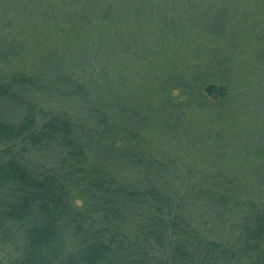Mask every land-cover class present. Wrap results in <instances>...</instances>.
<instances>
[{
  "label": "trees",
  "instance_id": "1",
  "mask_svg": "<svg viewBox=\"0 0 264 264\" xmlns=\"http://www.w3.org/2000/svg\"><path fill=\"white\" fill-rule=\"evenodd\" d=\"M232 3L239 5L240 0H226L222 9L211 0L201 1L203 9L193 14L187 5L179 8L171 0H0L3 24L22 30L38 19L40 24H34H43L41 28L48 35L49 44L47 48L43 47L40 36L32 32L30 37L2 36L1 60L32 53L36 63L33 65L35 71L31 70L30 74H24L19 66L0 73V101L7 100L19 110L16 120L0 119V234H12L13 228L18 231L16 236L24 241L19 256L3 264H264V126L262 129L256 125L247 127L253 126L247 121L242 126L245 133L239 136L233 114L223 112L215 118V124L222 125L216 126L218 133H222V157H227L228 148L235 151L238 144L250 148H246L245 160L227 159L234 161L235 167L253 168L254 176L261 179L259 185L257 183L260 191L256 188V193L247 192L242 196L239 193L247 189V184L236 185L227 180L212 185L202 181L177 186L165 179L169 169L156 160L151 161V154L146 156L142 150L131 147L122 151L124 138L119 139L120 143L114 141L113 146L118 147L117 155L131 165L136 174L132 178L121 177L97 157L100 139L109 137L111 139L107 141L111 142L119 137L116 133H120L112 115L113 94H109L107 88L110 78L100 75L98 79L88 76L86 80L74 81L69 76L76 75L72 65L68 67L69 73L61 71V67L64 69L67 65L60 59L63 55L73 58L80 57L81 53L86 66L95 54L99 57L96 65L104 74L108 73L105 58L115 51L136 54L138 61L143 56L137 53L139 50L152 48L149 54L160 56L156 48L158 35L163 33L172 41L171 25L176 29L179 26L176 21L183 25L182 20L189 18L196 19L197 24L200 22L201 28L197 31L201 33L222 28V49L229 43L235 47L232 36L235 32L224 28L228 20L239 26L241 17L235 16V10L229 6ZM213 14H221L222 22L206 21L214 17ZM262 26L250 25L248 30L255 37L248 50L257 51L250 53V57L256 58L255 64L261 71L257 72L256 68L244 86L247 90L239 95L246 103L245 116L254 113L253 102L261 101L264 107L263 96L260 99L261 95H258L255 101L250 96L251 91L257 90L254 85L264 86ZM141 28L146 30L140 33ZM189 37L180 32L173 33V38L179 40V47H191V43L182 42ZM149 40H154L151 47ZM58 43L64 45L60 48L56 46ZM218 53L212 55L211 66L227 62L228 55L222 57ZM194 56L201 57L202 61L191 63L189 59H183L179 65L175 59L167 65L172 66L171 71L159 67L152 90L156 97L158 91L162 95L161 103L171 102L183 108V105L191 106L197 100H204L198 93L193 95L192 91L182 89L180 92L174 86H167L171 79H178L183 69L209 67L203 56ZM128 64L129 58L124 61V68ZM47 71L55 76V82H65L69 87L80 85L91 91L100 86L102 92L96 96L95 90L90 96L97 102L90 110L93 111L92 118L97 119V127L107 134L98 132L97 136L89 138L93 140L94 148L83 136L87 132L79 133L78 120L70 111L38 110L37 102L22 92L24 88L31 90L37 85L49 84ZM180 75L188 83L184 75ZM240 75L242 79L247 72ZM213 76L218 73L204 74L201 78L204 83L213 82ZM222 79L220 101L213 105L208 103L218 111L225 110L224 103L231 97L234 101L229 83L223 75ZM177 91L178 94H174ZM140 99L146 103L148 112L154 105L151 99L156 98L146 94ZM38 113L42 114L41 118ZM169 120L171 122V118ZM211 126L212 120L209 124L204 123L201 129L207 130L204 139L207 134L211 135L208 129ZM168 127V124L162 127L164 134ZM188 133L187 128L185 134ZM51 149H57L58 154L54 165L30 168L24 164L25 158L32 153ZM252 179L250 183L256 185L257 180ZM209 197L216 200L222 210L228 207L236 213V222L228 230L227 239L215 236L214 229L204 230L187 215L188 201L194 199L196 203H202ZM76 200L83 201V206L76 207Z\"/></svg>",
  "mask_w": 264,
  "mask_h": 264
},
{
  "label": "rangeland",
  "instance_id": "2",
  "mask_svg": "<svg viewBox=\"0 0 264 264\" xmlns=\"http://www.w3.org/2000/svg\"><path fill=\"white\" fill-rule=\"evenodd\" d=\"M171 1L179 8L187 5L193 14H197L203 9L200 2L206 0H192L189 3H185L188 0ZM233 1L238 2V0ZM211 2L216 3V6L222 9L226 0H211ZM170 6H173V4L170 3ZM229 6L232 10H235V16L241 17L239 26L236 23L233 25L234 22L231 23L230 20L224 24V28L228 29L227 31L235 32V35H232L235 39V47L229 43L227 47H223L222 49V28H219L216 32L211 30L201 33L197 31L199 27L201 28L199 25L200 22L197 24L196 19L192 20V18H189L182 20V23L184 22L183 25L176 21L175 24L179 25L176 29L170 24L172 27V41H169L163 33L158 35V45L156 48L157 55L160 56H152L149 54L152 48L145 49L143 52L139 50L137 53L143 56H140V61H138L136 54L132 55L126 52L115 51L113 55L105 58L108 66L107 74L102 73L100 67L96 65L99 57L95 54H92L89 58V64L86 66H84V59L81 53L80 57L74 56L70 58L67 55H63L60 58L64 63H67L64 69L61 67V71L69 73L68 67L71 65L74 67L76 75L72 76L69 74L74 81L86 80L88 76L98 79L100 75L108 76L111 80L112 85L109 80L110 86H107V88L109 89V94H113L112 115L117 122L120 133L117 132L116 135H119V137L111 142L107 141L111 139L109 137L100 139L101 149L97 157L103 160L109 168L114 169L115 174L127 178H132L136 174L133 167L117 155L120 151L118 147L113 146L115 142L120 143L119 139L124 138V146L121 148L122 151L131 147L142 150L146 156L147 154H151V161L156 160L163 168L165 165L169 169L167 172L169 176H165V179H169L177 186H183L187 182L197 183L202 181L207 182L208 185H212L227 180L233 181L236 185L247 184V189H243L239 193L242 196H245L247 192L253 191L256 193V188L259 190L257 183L259 185L261 179L257 180L258 178L254 176L252 173L253 168L243 169L241 166L235 167L233 166L234 161L227 159L228 157H232L234 159L245 160L247 158L245 155L247 152L246 148H248L247 145L246 148H243L238 144L235 151L228 148L227 157H222V153H224L222 150V133L219 134L216 129V126L222 127V125H216L215 118L218 114L222 115L223 112L233 114V117L236 119V131L239 132V136L245 133L242 130V126L247 121L253 125L247 127L254 128L256 125L259 129H262L264 126V107L261 106V101L258 103L253 102L254 104H251V106L254 113L250 116H245L243 111L244 104L246 105V103L239 96L240 93L247 90L244 86L246 85L247 79L248 81L251 80L253 73L256 72V68L257 72L261 71L259 66L255 64L256 58L250 57L251 54L257 51L248 50L249 46L255 41V37L248 30H250V25L255 24L263 25L262 28H264V0H240L239 5L232 3ZM213 16L206 21L213 20L214 22L216 19L222 22L221 14H213ZM34 23L40 24L37 19L33 23L31 22L25 25L22 30H17L11 25H9L11 28L6 26L0 19V46L2 45V36L8 38L20 36L30 37L32 32L34 35L40 36L39 40L42 46L47 48L49 46L47 43L48 35L42 31L41 27L43 24L36 25ZM228 23H231V25ZM147 26L149 27V24ZM109 28L113 29L112 27ZM145 30V28H141L140 33ZM179 32L190 35L189 38L182 42L191 43V47L189 45L179 47V40L173 38V33ZM152 43H154V40H149L150 47ZM60 45L63 46L64 44L58 43L56 46L61 48ZM201 45L202 47L198 49ZM164 52L168 53L166 55H169L171 58L164 59L163 57H166V55H163ZM217 52L222 57H225L224 54L228 55L226 58L227 62L222 63L221 61L211 66V57ZM122 54L125 55L123 56ZM194 55L203 56L209 67L204 66L200 70L195 69L191 71L183 69L180 73L184 75L188 83L181 79L179 73L178 79H171V82L167 83V86H174L180 92L182 89L192 91L193 95L198 93L204 100H197L191 106L183 105V108L180 106L177 107L171 104V102L161 103L159 98L162 95H159L160 93L158 91V96L156 97L152 90L154 89L153 79L159 74V67H167V70L171 71L172 66L169 67L167 65L171 61L174 62L175 59L179 65V62L183 59H189L191 63H200L202 61L201 57H195ZM54 57L56 56L54 55ZM127 57L129 58V64L128 67L124 68V61L128 60ZM242 63H245V65L241 66ZM33 65H36V63L34 57H32V53L22 55V57H18L17 59L15 57L0 59V73H7L11 68L19 66V68L24 70V74H30L31 70L35 71ZM146 65H149V67H146ZM235 69H237L236 72ZM245 72H247V75L241 79L240 74ZM214 73H218V76L212 77L213 82L207 81L204 83L202 81L201 77L204 74L214 75ZM222 75L229 83L231 89L230 96H233L234 101L231 97L230 101L224 103L225 110L222 111L221 108L218 111L216 110L217 108H211L209 104L213 105L220 101V94L222 93L223 87L222 82L224 81ZM54 77L50 71H47L46 78L49 84L37 85L32 87L31 90L24 88L22 92L25 96H29L33 101L35 100L37 102L38 110L70 111L71 116L76 121L78 120L79 133H82V131L87 132L83 136L86 137L88 142L91 141L90 144L94 148L93 140L89 138L97 136L98 132L104 135L107 134L102 128L97 127V119L92 118L93 111L90 110L92 109V104H97L90 96L95 90L96 96L100 94L102 92L100 86L98 85L91 91H88L85 86L79 85L78 87L74 85L69 87V84L65 82H55ZM211 85H213V88H210ZM157 86L161 88L158 84ZM254 86H256L255 89L257 90L251 91V100L255 101L258 95H261L260 99L262 96L264 98V86ZM200 91L202 92L199 93ZM146 94H149L151 98H156L151 99L154 100V105L151 106L152 108H149L150 110L148 112L145 107L146 103L142 101L143 99H140L141 95L145 96ZM6 101H0V119L4 121L16 120L19 115L17 106H13L9 101ZM258 112H260L259 115ZM38 117L41 118L42 114L38 113ZM168 118H171V122L170 120L168 121ZM219 118L222 119V116ZM86 120L89 123L86 124ZM211 120L213 121V126L208 128L211 130V135L207 134V138L204 139L207 130L201 129L204 128V123L209 124ZM166 124L169 127L165 130L164 134L162 127ZM87 127L96 133L89 132ZM187 128L190 130V133L185 134ZM219 129L222 130V128ZM200 131L202 134H200ZM251 149H254V147L252 146ZM224 159H227L228 162L223 161ZM57 160V149H51L49 151L32 153L25 158L24 164L30 168H40L42 166L54 165ZM222 171L224 172V176H222ZM252 177L257 180L256 185H252V182L250 183L253 180ZM255 195L253 197L256 198ZM188 204L187 215L189 219L196 222L204 230L209 231L214 229L215 236L220 235L222 239L229 237L228 230L236 222V213L230 208L227 207L222 210V206L216 200H213L212 197L207 198L202 203H196L193 199V201H188ZM12 231V234L7 236L4 233L0 234V264L4 262L8 263L7 261H14L21 252L24 241L18 235L16 236L17 230L12 228ZM15 237H19V239H15Z\"/></svg>",
  "mask_w": 264,
  "mask_h": 264
},
{
  "label": "clouds",
  "instance_id": "3",
  "mask_svg": "<svg viewBox=\"0 0 264 264\" xmlns=\"http://www.w3.org/2000/svg\"><path fill=\"white\" fill-rule=\"evenodd\" d=\"M174 94H178V91H177V93H174ZM75 206H76V207H82V206H83V201L76 200V201H75Z\"/></svg>",
  "mask_w": 264,
  "mask_h": 264
},
{
  "label": "water",
  "instance_id": "4",
  "mask_svg": "<svg viewBox=\"0 0 264 264\" xmlns=\"http://www.w3.org/2000/svg\"><path fill=\"white\" fill-rule=\"evenodd\" d=\"M210 88H213V85H211V87ZM207 90H209V89H207Z\"/></svg>",
  "mask_w": 264,
  "mask_h": 264
}]
</instances>
